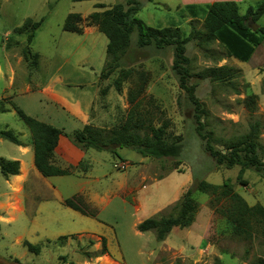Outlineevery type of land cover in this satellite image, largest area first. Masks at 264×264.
<instances>
[{"label":"rangeland","instance_id":"obj_1","mask_svg":"<svg viewBox=\"0 0 264 264\" xmlns=\"http://www.w3.org/2000/svg\"><path fill=\"white\" fill-rule=\"evenodd\" d=\"M137 1L140 9L136 16L146 25L177 28L181 37L187 39L185 55L189 59L191 73L188 84L195 86V95L204 110L202 133L211 136V145L227 153V146L258 121L261 134L257 152L264 161V42L250 59L239 61L227 57L224 47L217 41L201 45L197 38L190 37L192 30H203V19L201 15L191 16L184 6L203 5L209 0H183L192 3H183L182 0ZM256 1L243 0L240 13L245 12L250 2L255 4ZM95 2L0 0V95H6L0 99V129L11 130L17 135L21 129L28 132L14 106L30 116L36 113L47 121L39 107L46 105L45 101L37 93L22 94L23 83L38 87L59 65L61 71L55 72L57 75H68L73 81L77 78V82H72L64 90L79 95L85 91L86 81L94 77L93 72L101 73L106 53L100 42H96V47L92 46L90 39L86 40L87 44H81L79 34L62 29L68 13H80L85 18L95 9ZM100 2L109 7L125 0ZM27 18L42 20L30 44L27 38L31 29L24 33L14 31ZM82 24L85 25V21ZM258 25L264 26V15L259 18ZM99 34L104 42L106 37ZM25 47H29L31 52L27 58L22 52ZM32 53L39 54L37 65L32 62ZM173 57L172 45L139 47L136 31H133L129 47L119 59V66L106 77L108 81L100 88V97L108 89L110 94L104 96L99 105L114 116L109 129L122 125L133 108L145 118L144 127H157L168 119L166 130L169 139L181 138L180 154L156 159L123 148L119 154L131 161L128 179L134 191L114 194V181L104 179L101 183L109 185L111 193L108 197H93V201L100 203L98 206L83 196L97 209L95 217L76 213L50 192L39 189L35 202L33 196L23 198L26 209L16 213L14 220L19 200L16 202L14 196H4L3 193L9 192L10 188L5 181L7 178L4 179L0 173V201L6 200L11 206V212L5 210L4 214L9 222L0 223L1 260L12 264L13 259H18L20 264H252L264 259V239L260 231L257 229L251 240L236 236L232 223L219 211L227 205V199L196 188L199 181L221 185L229 180L233 190L249 205L259 203L264 207V167L243 168L241 178L246 184H241L237 179L240 164L230 168L219 165L205 151L204 141L196 131L194 106L179 87L178 76L172 69ZM219 66L233 68L237 72L235 79L227 82L206 75L207 68ZM121 68L131 69L132 73L117 92L113 81ZM139 83H144V91L136 105L129 104L128 90ZM11 148H15L11 142L0 139V157L8 159L12 155ZM241 155V159L244 158L243 152ZM117 168L123 171L126 167L120 163ZM112 171L115 175L116 171ZM95 184L100 185V182L92 186ZM188 189L196 204L193 221L187 228H172L171 239L188 235L196 242L201 240L200 244L185 245L183 241V250H169L161 248L162 242L155 238L154 231H137V223L146 218L176 215ZM109 190L102 188L98 192ZM175 190L179 193L169 201ZM47 217L52 218V222L46 223ZM62 235L65 237L56 241ZM101 237L106 239L107 252L103 255H100ZM24 240L40 244V252L27 251L22 245ZM198 249L201 251L195 255Z\"/></svg>","mask_w":264,"mask_h":264},{"label":"trees","instance_id":"obj_2","mask_svg":"<svg viewBox=\"0 0 264 264\" xmlns=\"http://www.w3.org/2000/svg\"><path fill=\"white\" fill-rule=\"evenodd\" d=\"M82 1V0H72ZM95 8L85 18L80 13H68L62 24V29L69 32L81 34L84 26L96 27L107 39L105 53L106 61L100 73V78L105 79L119 66V59L125 53L130 44V36L136 31V44L139 47L153 44L156 48L173 46L174 57L172 69L178 76L179 87L183 89L195 110L196 131L204 141V149L214 158L219 165L228 168L240 164L241 168L237 179L241 184H246L241 178L243 168L264 167V161L258 156L260 123L254 122L249 126L247 133L241 135L235 142L227 146L228 152L215 149L211 143V136L202 133L204 127L201 117L204 110L195 95V86L188 84L191 76L189 70V59L185 55L186 38H182L177 28L163 27L154 28L146 25L136 16L139 11L137 0H125L124 3H115L104 7L103 3L95 0ZM184 8L188 13L196 17L201 15L203 19V30H192L190 37L197 38L201 45L217 41L225 49L227 57H233L239 61H247L254 49L264 41V26L257 25L256 30L249 27V23L257 24L258 19L264 14V0H258L255 5L249 4L242 14L239 11V4L235 1H213L203 5L186 4ZM85 21V25H83ZM42 20L33 21L27 18L23 24L14 29L17 33L29 32L27 43L32 42L35 30L41 25ZM23 56L27 58L31 53L29 47L23 49ZM39 54L32 53V62L38 63ZM206 75L214 80L230 82L235 79L237 72L230 67L219 66L207 68ZM131 69L121 68L118 76L113 81L116 91H120L123 81L131 75ZM144 83H139L130 88L127 93V102L136 105L138 98L144 91ZM14 111L28 128L33 145V162L36 170L44 177L55 175L73 174L76 171H86L89 168L87 160H81L78 165L60 167L54 162V149L58 137L64 134L63 129L55 127L35 117L26 114L19 107L14 106ZM1 109V108H0ZM145 118L140 112L133 108L126 121L112 129H104L85 125L81 130L66 134L71 140L82 148H94L105 150L116 154V148H128L134 150L141 156L153 157L156 159L164 157H177L182 150L180 136L172 140L167 134L169 120L166 119L157 126L144 127ZM0 138L13 144L20 145L18 135L7 129H0ZM243 152V157L241 155ZM19 172L17 160L0 157V173L7 178ZM197 190L203 193H210L216 197L227 199L228 203L221 208L220 213L233 225V233L246 239H253L257 229L264 239V207L256 203L249 205L245 199L235 192L229 180L223 181L221 185H215L206 181H199ZM63 204L80 214L95 217L97 209L87 202L83 195L77 194L65 198ZM196 211V204L191 198V190L188 189L181 200L179 210L174 216L149 217L137 223L136 229L139 232L154 231L155 238L162 241L174 227L187 228L191 225ZM65 236H58L56 241ZM102 248L100 255L107 252L106 239L101 237ZM27 251L34 254L40 252V244H32L27 240L22 242ZM2 264H12L0 259ZM20 264L18 259H13V264ZM252 264H264L260 258Z\"/></svg>","mask_w":264,"mask_h":264},{"label":"crops","instance_id":"obj_3","mask_svg":"<svg viewBox=\"0 0 264 264\" xmlns=\"http://www.w3.org/2000/svg\"><path fill=\"white\" fill-rule=\"evenodd\" d=\"M209 1V3L213 1H235L239 4L240 8V3L243 0ZM182 2L192 3L193 1L182 0ZM249 4L255 5L252 2H250ZM99 33L101 32H99L96 27H84L82 33L79 34L82 37L79 42L83 44L86 43L87 39H90V43L92 44V46L96 47V42L99 41L100 45L105 48L107 39L103 42L102 37ZM256 48L254 49L252 55L255 53ZM64 63H67V60H64ZM59 71H61V67L58 65L56 71H53L47 78V80L38 87H33L29 83H23L24 87L20 89V92L22 94L28 95H32L34 93L40 95L42 97L41 99L45 101L46 105L43 106L41 104L42 106L39 105V107L40 110H42L41 114L45 115L47 121H44L42 117L40 118V115L38 117L36 113H34L32 116L40 121L63 129L64 134L59 135L57 145L54 149L55 164L60 167H65L68 165L76 166L81 160L85 159L89 163V168L86 171H76L74 174L55 175L49 177L42 176L34 166L33 145L28 128V132L22 129L18 131V138L21 141V144L16 145L12 143L15 148H11L12 155H10L8 159L11 158L12 160L18 161L19 172L16 175L8 176L7 179H5L4 177L5 181L9 185L10 191L3 193L5 197L14 196L16 202H18L19 200L18 210L14 212V220H16V213L24 212L26 209L23 205V198L25 196H33L35 202V200L39 196V189H42L45 192H50L53 196H56L57 199L61 200L62 202L65 198L81 194L96 206H98L100 203L97 200L93 201V197H108L111 193V191L109 190L111 189L110 186H104L103 183H101L102 181H114V194H118L120 191L125 194L132 193L134 191L133 185L132 183L130 184V181L128 179V168L131 164V161L126 158H122L119 154L121 153L123 147H117L116 154L105 150H96L91 147L82 148L76 145L69 136L65 135V133L69 134L76 130H81L85 125H91L104 129L109 128L112 121L114 120V116L111 111H106L101 107L102 105H99V102H102L104 100V96H109L110 94V90L108 89V91L106 90L107 93L103 97H100V88L101 86H104L102 84H105L108 79H100V71H94V77L90 79V81H86V87H84L85 91H83L79 95H72L71 93L64 90V87L72 84V82H77V78L73 81L68 78V75H57L55 72ZM20 86L18 88H20ZM2 97L4 98L6 97V95L1 94V100ZM41 99H39V101ZM53 122H57L58 125H54ZM117 158H119L120 160L116 161ZM120 163L124 164L126 167L123 171H120L117 168ZM112 169L116 171L115 175H113L114 171H112ZM96 182H100V185L95 184V186H92ZM97 187H100V189H98ZM102 188L109 191H103L102 193L98 192V190H102ZM104 192L106 193L104 194ZM178 193V190H175L173 195H171L169 201L173 200ZM38 200L36 202H38ZM5 210L11 212L10 203L6 200H1L0 223L9 222L4 216L6 212ZM72 211L79 213L78 211H75L73 209ZM51 219L52 218L47 217L45 219L46 223L52 222ZM171 231L166 236V238L161 241V248L181 251L184 249L182 245L183 241L185 242V245H188L189 243L200 244L201 242V240H199V242H196V239L192 240L188 235H186L185 238L174 236V240H172ZM188 231L191 232V230ZM192 241L195 243H193ZM199 251H201V249L195 250V255H198Z\"/></svg>","mask_w":264,"mask_h":264},{"label":"water","instance_id":"obj_4","mask_svg":"<svg viewBox=\"0 0 264 264\" xmlns=\"http://www.w3.org/2000/svg\"><path fill=\"white\" fill-rule=\"evenodd\" d=\"M248 25H249V27L252 28V30H256L257 29V25L255 23H249Z\"/></svg>","mask_w":264,"mask_h":264},{"label":"bare ground","instance_id":"obj_5","mask_svg":"<svg viewBox=\"0 0 264 264\" xmlns=\"http://www.w3.org/2000/svg\"><path fill=\"white\" fill-rule=\"evenodd\" d=\"M17 179V178H16ZM18 180V179H17ZM15 182V181H14Z\"/></svg>","mask_w":264,"mask_h":264}]
</instances>
